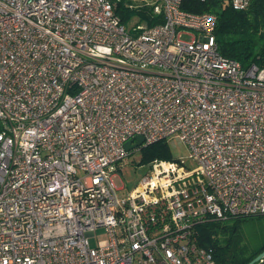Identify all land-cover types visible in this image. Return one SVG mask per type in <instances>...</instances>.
Returning a JSON list of instances; mask_svg holds the SVG:
<instances>
[{
  "label": "built area",
  "instance_id": "1",
  "mask_svg": "<svg viewBox=\"0 0 264 264\" xmlns=\"http://www.w3.org/2000/svg\"><path fill=\"white\" fill-rule=\"evenodd\" d=\"M116 1L0 0V264H216L196 226L264 213V66L220 54L214 13L154 0L132 33ZM175 135L196 166L155 159L120 193Z\"/></svg>",
  "mask_w": 264,
  "mask_h": 264
},
{
  "label": "trees",
  "instance_id": "2",
  "mask_svg": "<svg viewBox=\"0 0 264 264\" xmlns=\"http://www.w3.org/2000/svg\"><path fill=\"white\" fill-rule=\"evenodd\" d=\"M182 8L217 15L214 33L220 54L237 60L244 67L264 66V0H251L246 9H235L230 0H184ZM115 13L126 27L134 17L146 27L164 21L163 15L155 12V6L145 0L140 4L133 0H117ZM142 151V163L167 160L169 156L165 139L143 147ZM259 215L207 219L196 226V239L200 245L213 249L216 264H248L264 251V245L257 249L244 248L241 229L248 218Z\"/></svg>",
  "mask_w": 264,
  "mask_h": 264
},
{
  "label": "rangeland",
  "instance_id": "3",
  "mask_svg": "<svg viewBox=\"0 0 264 264\" xmlns=\"http://www.w3.org/2000/svg\"><path fill=\"white\" fill-rule=\"evenodd\" d=\"M135 4L142 3L143 0H133ZM152 3L154 0H145ZM154 5V4H153ZM146 26L144 22H139L138 17H134L127 29L134 33V29L138 26ZM202 34L199 33V36ZM186 38H190L189 35ZM169 156L167 160L180 161L185 160V164L189 167H195L196 163L189 157L190 150L188 145L177 135L165 139ZM142 149H136L123 162L122 168L117 172L115 179L119 187L123 188L120 193L127 194L132 190L138 182L151 169V162L142 163ZM242 245L247 249H257L264 245V214L248 218L242 225ZM106 236L103 228L96 231L95 235L90 238L92 246H96L99 239Z\"/></svg>",
  "mask_w": 264,
  "mask_h": 264
},
{
  "label": "water",
  "instance_id": "4",
  "mask_svg": "<svg viewBox=\"0 0 264 264\" xmlns=\"http://www.w3.org/2000/svg\"><path fill=\"white\" fill-rule=\"evenodd\" d=\"M144 138L143 136H137L134 139L129 140L126 142L125 147L127 150H132L134 147L139 146L143 143ZM264 262V251L261 252L258 256H256L253 260H251L248 264H263Z\"/></svg>",
  "mask_w": 264,
  "mask_h": 264
}]
</instances>
